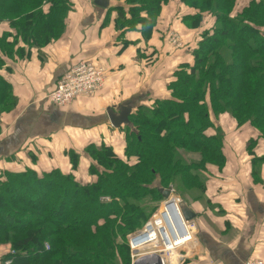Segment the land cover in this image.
Listing matches in <instances>:
<instances>
[{
    "label": "trees",
    "instance_id": "obj_1",
    "mask_svg": "<svg viewBox=\"0 0 264 264\" xmlns=\"http://www.w3.org/2000/svg\"><path fill=\"white\" fill-rule=\"evenodd\" d=\"M166 2L125 0L127 8H117L118 30L140 26L148 39ZM181 2L194 11L183 19L186 27L198 28L205 14L215 25L201 34L192 64L174 70L171 99L140 106L130 116L126 160L108 144H93L85 152L94 162L88 171L95 182L80 183L59 169L1 177L0 238L13 236L8 243L14 255L4 257L10 264H131L128 245L117 242L122 232H136L148 220L144 198L152 196L157 206L164 201L160 189L175 187V181L203 192L205 166L226 160L215 116L227 113L237 126L249 123L264 139V0H250L240 12H235L237 0ZM71 6L69 0H0V21H10L16 32L7 45H15L19 37L31 39L27 43L33 47L47 44L63 27ZM4 39L0 51L6 53ZM182 151L200 154L201 162L188 163L178 153ZM70 159L77 170L79 156ZM262 161L256 160L254 172Z\"/></svg>",
    "mask_w": 264,
    "mask_h": 264
},
{
    "label": "crops",
    "instance_id": "obj_2",
    "mask_svg": "<svg viewBox=\"0 0 264 264\" xmlns=\"http://www.w3.org/2000/svg\"><path fill=\"white\" fill-rule=\"evenodd\" d=\"M69 1L74 14L66 22L65 33L55 42L39 48L18 40L13 51H0V179L4 173L26 170L42 174L59 169L69 174L70 168L74 176L77 173L87 179L89 174L79 166L72 170V152L81 157L87 146L108 144L117 149L125 142L127 125L113 128L107 113L111 110L119 114V108L127 106L133 114L140 106L150 107L156 100L171 99L168 86L174 80V70L180 64L193 62L191 54L198 42L188 41L190 32L183 19L194 11L183 5L180 9L174 0H167L148 39L143 37L140 26L135 31H115L117 8L126 9L125 0H109L106 9L95 6L94 0ZM164 14L170 19L168 23L182 26L186 44L180 50H173L164 42ZM209 19L211 26L207 29L215 25V20ZM7 34L16 36L9 26L2 27L0 38ZM13 41L11 37L6 42ZM88 62L106 70L104 90L78 97L66 107L52 104L49 95L59 80L79 64ZM4 104L12 110H4ZM226 118L215 119L216 127L224 135V174L209 167L203 199L188 205L197 217L193 222V241L180 251L182 264L264 261V193L250 182L249 175L232 176L227 172L233 164L228 159L240 157L235 147L240 148L246 141L248 147L253 140L259 146V151L253 150L257 155L264 153V141L258 139L256 130L238 128L232 119ZM102 127L110 132L109 136L101 137ZM86 156L82 158L85 164L89 160ZM62 157L69 162L63 163ZM248 158L240 159L232 168L247 166L251 160ZM88 177L95 182L96 178ZM170 187L172 198L179 199L175 197L176 188ZM169 214L178 229L173 213Z\"/></svg>",
    "mask_w": 264,
    "mask_h": 264
},
{
    "label": "rangeland",
    "instance_id": "obj_3",
    "mask_svg": "<svg viewBox=\"0 0 264 264\" xmlns=\"http://www.w3.org/2000/svg\"><path fill=\"white\" fill-rule=\"evenodd\" d=\"M173 2H175L178 7L180 6V9H181V5H182L181 0H174ZM248 3H250V0H237V5H236L235 12H240V10H242L244 7H246L248 5ZM73 11H74L73 6H71V9L69 10V12L67 13V15L65 17V21H64L63 27L56 29V34L54 35L55 37L53 36L54 38L51 39V41H48L47 44L45 43V45L44 44H42V45H35V47H39V48L46 47L48 44H51V43L55 42L58 38H60L65 33L64 31L66 30V22L69 19V17L71 18V16L74 14ZM164 15H165V19L161 23V25L163 26L162 27L163 28V36H165V41L164 42H166V44L170 45L173 48V50L174 49L175 50H180L186 44L185 43L186 40L184 38V33H182V26H179V24L177 25V24L168 23V20H170V19L169 18H166L167 14H164ZM206 20H208V21H206ZM209 20H210L209 19V16H207L205 14V16H204L201 24L198 26V28L190 29V28L186 27V24H184L185 25V28L190 32V33L188 32L189 34H187L191 38V39L189 38L190 40H188V41H191V42H196L197 41L198 42V40H200V38L202 37L201 34L204 32V30H206L207 28H209L211 26L210 23H209ZM21 23H22V21H18V24L17 25L18 26L19 25H22ZM157 23H158V21H157ZM121 25H122V23H119V24L115 23V31H120L118 29H120ZM4 26H9L10 29L11 28L14 29L13 28L14 26L8 20L0 21V29L2 27H4ZM174 35L175 36L180 35V38H181V39L179 38V41H178V38L176 39L177 40V43L176 44L172 43L173 42L172 39H175L176 38V37H174ZM4 37H5V35H3V37L1 39H4ZM11 37L12 38H15L16 36L6 37L4 39V43L5 44L2 43L4 46H6V48H4V50H8V52L13 51L14 50L13 47H15L16 44H17V42H18V41H16V44L15 45H7L6 40L8 38H11ZM26 38L27 37H24V38L19 37L18 40L21 41V42H24V43L29 42V44H30L31 43V39L28 40ZM105 85H106V81H105V84H104L103 88L100 89L99 91H96V92H100V91L104 90ZM206 102H207L208 105H210V102L212 104V100L210 101V99H206ZM6 105L4 104L3 109L4 110L10 109L9 108L10 105L8 104V107H6ZM66 106L67 105H65L63 107H66ZM152 106H150V107H152ZM11 110L12 109H10L9 111H11ZM211 112L213 113V111H211ZM219 117H225V118L227 117L226 118V121L230 118V119H232L234 121L235 124H238V123H236L237 121L234 120L227 113L222 114ZM219 117H218V119H219ZM214 118H217V117L215 116ZM246 126L249 127V128H251V129H254L255 130L254 126H252L249 123H246L243 126H237V127L242 129L243 127H246ZM105 129L106 128H103L102 127L100 129V131H99L101 137H103V138L109 136L108 134L110 133V132H107V130L105 131ZM108 129H110V128H108ZM103 131L106 132V136L103 134ZM111 132H113V131L111 130ZM125 132H126V130H124V133ZM257 133H258V139L261 140V141H264V139L261 138L260 133H259L258 130H257ZM247 143H248V141L244 142L243 146H241L240 148L239 147H235V150L234 151L237 154H239L240 157L239 158H233L231 156L230 159H228V161H231L233 164L228 169L227 172H228V175H232V176L234 174H239L241 177H245V176L249 175L251 177L250 182L252 181V183L254 185H258V190L260 192H262V194H263L264 193V161H262L261 168L257 172H254V171H255V166H257V163H258V162H256V160L257 159L258 160L259 159H263L264 158V153L261 152V154L255 155V153L253 152V150L256 149V150L259 151V146H257L258 143L255 144L254 142L253 143L249 142V143H251L252 146L250 145V147L249 146L246 147V144ZM87 147H86V149H87ZM126 147H127V143H126V137H125V142L120 147H118L117 149L114 148L115 153L121 159H123V160H126V155H125V153H126ZM178 153H180V156L183 157V159H185L186 161H188V163H192V162L193 163H200L201 160H202V157H201L200 154L186 153V152H183V151L182 152H178ZM84 154L87 155L86 157L89 156L85 151H84L83 155ZM71 155H77V156H79L78 153H76V152H72ZM71 155L69 156V159H70ZM83 155L81 157H79V159H78V161H79V165H78L79 166V169L81 171L85 172L86 174H89L90 175V172L88 170H89L90 165L94 164V162L91 160L90 157H88L89 160L87 159V163L85 164L84 160L82 159V158H84ZM247 155L249 157H251L250 163H248L247 166L240 165L241 166V169L232 168L237 161L238 162L240 161V159L241 160L242 159H247V160L250 159V158H248ZM226 157H227V155H226ZM62 158H63V163H68L69 162V160L67 158L66 159L64 157H62ZM226 162H227V158L222 163H220L218 161H215L212 164H207L205 166L206 167L205 168V173L210 174L209 173L210 171H208V168L212 166V168H211L212 170H216L215 171L216 173H219L220 172V174L223 175L224 174V167H225ZM70 164H71V159H70ZM80 164H81V168H80ZM65 171H67V170H65ZM69 172L71 173V168H70ZM237 172H239V173H237ZM88 176H87V179H84V177H79V175L76 173L75 178H78L79 181H80V183H86L87 181L89 183L90 182L89 179H91V178H89ZM175 185H176L175 188L177 190V193L175 194V197H180L182 204H186V203L187 204L188 203L189 204L190 203L197 204V203L201 202V200L204 197L205 190L203 192L200 191V188L198 186H192L191 189H189V188L187 189V187H185L183 185L182 181H175ZM39 197H40V194L38 195L37 198H39ZM37 198L34 197V196H31V201L37 200ZM162 202H164V201H162ZM162 202H160L156 206V203L153 200L152 196H147V197L144 198V200H143V211L145 213V216L148 218V220L153 216V214L157 211V209H159V207L161 206ZM146 222L147 221H143L142 224H141V226L138 227V229L136 230V232H133V233H127V232L125 233V232H122V234L119 235V238H118V242L117 243H119V245H128L129 238H131V236L134 235L135 233L139 232L143 228V226L145 225ZM41 236L42 235H40V237ZM6 237L7 238H5V237H1L0 238V253L3 255V257H2L3 259H4V257H6L7 253L13 251L12 245L8 243L9 241L12 240V237L13 236L12 235H9V236H6ZM3 238H5V239H3ZM1 240L2 241L7 240V241H6V243H4ZM128 248H129V245H128ZM129 251H130V249H129ZM129 256H130V254H129ZM147 257H150V256H146V258ZM0 264H4V261H1ZM119 264H122V263L119 262Z\"/></svg>",
    "mask_w": 264,
    "mask_h": 264
},
{
    "label": "built area",
    "instance_id": "obj_4",
    "mask_svg": "<svg viewBox=\"0 0 264 264\" xmlns=\"http://www.w3.org/2000/svg\"><path fill=\"white\" fill-rule=\"evenodd\" d=\"M174 37L176 38L172 39V43L176 44L180 35ZM105 71L103 67L92 62L79 64L59 80L56 89L49 95V101L57 107H63L78 97L99 91L106 81ZM181 205L180 198L162 202L143 228L129 238L131 264H182L183 255L180 251L193 241L195 225L185 220L179 208ZM169 211H172L177 221L178 232L168 218ZM9 254L14 255V251L7 253ZM146 256L155 259H146ZM2 257L0 253V262L11 263L10 259ZM245 263L264 264V261L250 259Z\"/></svg>",
    "mask_w": 264,
    "mask_h": 264
},
{
    "label": "water",
    "instance_id": "obj_5",
    "mask_svg": "<svg viewBox=\"0 0 264 264\" xmlns=\"http://www.w3.org/2000/svg\"><path fill=\"white\" fill-rule=\"evenodd\" d=\"M94 5L101 9H106L109 7V0H94ZM107 114L109 116V120L113 128L119 129L124 125H130V116L132 114V108L127 106H121L119 108V114H115L111 110ZM160 192L162 193L166 201L171 199L172 187H169L167 189H160ZM180 210L187 222H194L197 215L189 206L182 204L180 206Z\"/></svg>",
    "mask_w": 264,
    "mask_h": 264
},
{
    "label": "bare ground",
    "instance_id": "obj_6",
    "mask_svg": "<svg viewBox=\"0 0 264 264\" xmlns=\"http://www.w3.org/2000/svg\"><path fill=\"white\" fill-rule=\"evenodd\" d=\"M180 208V207H179ZM170 212V211H169ZM169 212H168V218L170 219V214H169ZM172 212V211H171ZM170 222H171V220H170ZM173 225V224H172ZM174 226V225H173ZM174 229H175V231L176 232H178L179 230L176 228V226H174ZM150 257H152V256H150ZM153 260L155 259L154 257L152 258Z\"/></svg>",
    "mask_w": 264,
    "mask_h": 264
}]
</instances>
